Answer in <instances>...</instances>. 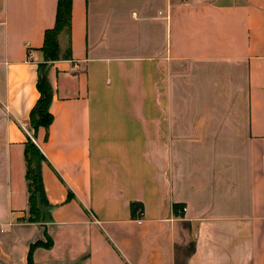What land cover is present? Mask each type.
I'll use <instances>...</instances> for the list:
<instances>
[{
    "label": "crops",
    "instance_id": "0c3cea01",
    "mask_svg": "<svg viewBox=\"0 0 264 264\" xmlns=\"http://www.w3.org/2000/svg\"><path fill=\"white\" fill-rule=\"evenodd\" d=\"M71 1L33 137L57 0H0V264H264V0Z\"/></svg>",
    "mask_w": 264,
    "mask_h": 264
},
{
    "label": "trees",
    "instance_id": "16d2710c",
    "mask_svg": "<svg viewBox=\"0 0 264 264\" xmlns=\"http://www.w3.org/2000/svg\"><path fill=\"white\" fill-rule=\"evenodd\" d=\"M71 0H57L54 25L47 29L43 35V43L40 51L43 55V63L38 64V76L36 89L39 98L30 112L29 126L33 130V137L39 128L48 130L53 121L49 107L53 98V89L48 79V72L53 62L63 59H71L69 49L62 56L59 48V35L67 34L70 27ZM24 158L26 161L27 192H28V217L25 219L27 223L43 224L49 220V211L51 206L45 195V190L41 178V166L46 162L45 157L40 150L27 138L24 147ZM142 206L140 204L131 203L130 212L133 219H140L142 215ZM45 242L36 241L29 246L26 264H34L32 261V253L36 248L49 249L52 247V240L45 233Z\"/></svg>",
    "mask_w": 264,
    "mask_h": 264
},
{
    "label": "rangeland",
    "instance_id": "374dc122",
    "mask_svg": "<svg viewBox=\"0 0 264 264\" xmlns=\"http://www.w3.org/2000/svg\"><path fill=\"white\" fill-rule=\"evenodd\" d=\"M63 37H65V35Z\"/></svg>",
    "mask_w": 264,
    "mask_h": 264
}]
</instances>
